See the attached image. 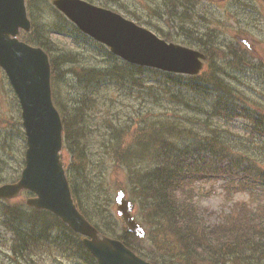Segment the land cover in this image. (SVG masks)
<instances>
[{"label":"trees","instance_id":"16d2710c","mask_svg":"<svg viewBox=\"0 0 264 264\" xmlns=\"http://www.w3.org/2000/svg\"><path fill=\"white\" fill-rule=\"evenodd\" d=\"M198 2L162 0L161 12L157 13L176 22L183 35L182 44L206 54V74L204 69L197 75H184L126 62L80 32L49 0H26L32 27L19 37L42 47L49 55L52 98L62 118L63 149L69 156L65 165L69 186L79 210L101 233L120 239L154 264H264V112L242 103L237 89L220 75L224 68L218 59L230 57L229 65L244 68L247 62L242 56L246 49L239 51L237 43L222 45L215 29L200 31L194 26ZM131 15L140 21L136 14ZM156 30L167 41L177 37L163 28ZM54 35L69 37L73 46L55 53ZM85 45L92 50L89 57L93 62H80ZM63 83L69 86L66 91L61 90ZM156 83L159 88H152ZM136 89H140L135 96L139 99L143 93L140 91L162 89V97L171 107L158 118L147 116L152 108L146 107L142 113L147 115L139 116L134 126L120 117L103 118L101 125L108 137L103 145L112 148L113 153L108 154L113 165L124 173L119 185L128 190L136 214L145 224L146 236L142 239L125 228L121 234H113L112 220L107 215L89 213L75 175L86 169L88 143L84 138L92 125L91 116L114 109V99L108 97L109 103L104 102L107 92L131 95ZM211 94L214 97L207 110L202 102L190 101L198 97L206 101V95ZM175 100L184 106L182 109L203 111L227 124L237 123L235 128L246 133V140L235 142L238 131L223 132L208 118L202 123L205 131L201 134L193 128L200 124L194 118L198 116H189L190 124L183 125L177 108L171 105ZM239 141L243 142L240 149L235 145ZM218 180H223L228 195L231 190L245 191L250 200L234 202L228 213L213 221L210 216L214 211L198 203L194 188L199 182ZM14 200H0V225L10 233L4 244H8L7 256L12 261L37 264L38 259L51 256L55 260L67 258L74 264H97L81 236L56 215L30 208L24 200L10 203ZM93 216L103 225L93 222ZM143 239L153 250L139 246L138 240Z\"/></svg>","mask_w":264,"mask_h":264},{"label":"rangeland","instance_id":"374dc122","mask_svg":"<svg viewBox=\"0 0 264 264\" xmlns=\"http://www.w3.org/2000/svg\"><path fill=\"white\" fill-rule=\"evenodd\" d=\"M49 1L51 3V0ZM88 1L111 8L124 17L146 27L158 36H160L156 30L158 27L173 32V34H177L174 42L182 43L183 35L179 33L176 22L169 21L165 15L157 13V11L161 12L159 4L162 0ZM194 12L193 23L200 31L207 28L215 29L218 36L217 40L222 45H234L237 43L239 51L246 49L242 58L247 62V66L238 69L229 65L232 60L230 57L220 58L218 59L219 64L224 68V72L220 73V75L227 83L237 89L242 103L264 112V0H221L215 2L199 0ZM131 14H136L140 21ZM49 15L54 18V15L50 12ZM38 20L41 22V17ZM52 38L56 43L57 50L54 51L55 53L63 52V49H69L73 46L67 36L54 35ZM91 52L92 50L85 45L79 57L80 62H93L92 57H89ZM203 69L205 74L208 73L206 61ZM60 87L62 91H66L65 88L69 89L66 83H63ZM152 88H159V85L156 83L152 85ZM185 88L181 87L180 89L185 90ZM146 89L150 90L148 86ZM139 90H134L131 95L116 90L107 92V98H105L104 102L106 104L109 103L108 97L114 99V109L107 112L100 111L91 116L92 125L90 128L87 127L86 138H84V141L88 143V148L85 151L87 156L86 169L81 175L75 173L77 182L80 183L84 208L92 215L96 211L101 212L104 217L107 215L112 220L113 228L111 226L107 227H111L113 234L116 235L121 234L125 226L121 219L116 216L114 195L117 188L122 186L119 185V182L123 181L125 177L124 173L117 170L113 165L112 158L109 156V154L113 153L112 148H106L103 145L105 141H108V137L105 136L106 132H104L101 122L103 118L112 120L115 117H120L134 126L135 123L139 122V116L147 115L142 113L147 110L146 107L152 108L150 115H147L152 118L163 117L167 112L166 108L171 107L170 103L162 97V89L151 93L140 91L143 92L141 99L135 98ZM213 97L214 95L211 94L209 96L206 95V101L201 99L202 97L191 99L190 101L192 103L195 100L202 102L203 109L207 110L208 104L212 103ZM171 105L177 108L176 112L180 114L179 120L182 121L183 125L190 124L189 116H198L194 118L198 119L200 124L193 125V128L199 134L205 131L202 123L207 122L209 119V123L219 126L223 132L238 131L239 136L236 137L235 142L236 140H246L247 138L243 130L235 128L238 125L237 123L227 124L217 118L209 117L203 111L199 112L190 108L182 109L184 106H180L177 100H175L174 105ZM117 111L119 112L118 116L115 114ZM19 112L20 106L17 98L8 83L5 73L0 72V183L2 181L11 182L18 178L24 165L25 135ZM205 118L208 119L205 120ZM242 144L243 142L239 141L235 145L240 149L243 147ZM68 158L67 152L63 151L65 164L69 162ZM83 180L86 182L84 183ZM125 190L131 199L128 190L126 188ZM194 193L202 207H207L209 210L214 211V214L210 216L213 221L214 219L216 220V216L228 213L234 202L250 200L249 194L245 191L231 190L228 195L223 189V180L199 182L194 188ZM25 198L26 195L23 194L10 203L22 202ZM2 202L6 203L5 201ZM134 214L143 224L142 219L136 214V210H134ZM92 220L93 222L98 221V223L103 225L95 216L92 217ZM143 225L145 227V224ZM9 236L10 233L0 225V264H16L7 256L8 244L4 243L8 241ZM138 244L145 251L153 250L145 239L138 240ZM37 264L74 263L67 258L55 260L51 256H45L43 260L38 259Z\"/></svg>","mask_w":264,"mask_h":264},{"label":"water","instance_id":"95a60500","mask_svg":"<svg viewBox=\"0 0 264 264\" xmlns=\"http://www.w3.org/2000/svg\"><path fill=\"white\" fill-rule=\"evenodd\" d=\"M51 2L81 32L127 62L187 75H196L203 68L206 55L202 51L168 42L116 11L87 0ZM30 27L25 0H0V69L18 98L26 137L24 167L16 181L0 185V198L17 197L23 190L31 192L26 205L58 216L82 236L98 264H153L121 240L99 232L77 208L64 169L62 121L52 100L48 54L40 46L18 39L20 30L29 31ZM114 203L126 229L144 237L143 226L132 214L134 203L123 187L116 190Z\"/></svg>","mask_w":264,"mask_h":264}]
</instances>
